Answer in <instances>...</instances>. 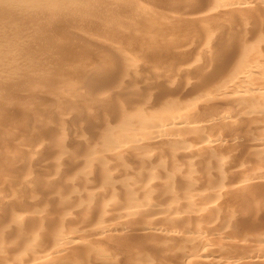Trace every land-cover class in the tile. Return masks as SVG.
<instances>
[{
  "label": "bare ground",
  "instance_id": "bare-ground-1",
  "mask_svg": "<svg viewBox=\"0 0 264 264\" xmlns=\"http://www.w3.org/2000/svg\"><path fill=\"white\" fill-rule=\"evenodd\" d=\"M145 1L0 0V264H264V0Z\"/></svg>",
  "mask_w": 264,
  "mask_h": 264
},
{
  "label": "rangeland",
  "instance_id": "rangeland-1",
  "mask_svg": "<svg viewBox=\"0 0 264 264\" xmlns=\"http://www.w3.org/2000/svg\"><path fill=\"white\" fill-rule=\"evenodd\" d=\"M117 1H122L121 4L116 5ZM127 0H109V6L106 8V11L103 13V16L107 18V22L105 24H99V25H92L90 27V31L92 33V36L97 40H108V41H117L119 44H122L127 48L128 51H132V44L135 42L140 43H149L151 45H169L175 43L180 37L183 36L182 33L178 31V28L167 22V18L169 13H174V11L171 9V7H167L166 5L161 7L157 6L156 13H153L154 20H160L161 24L159 27L155 28V32L150 35L147 34V31L151 30V23H147L146 20L138 14H133L129 11L130 8H128L125 4ZM141 2L146 3L145 0H138ZM151 6L150 3H146ZM130 23V27L129 24ZM121 26V28H118V26ZM133 26L137 27V31H133ZM195 34L194 38L198 36L195 32H186V34ZM157 56H161L166 54V52H155ZM179 56V54H177ZM188 56V55H187ZM187 58V57H186ZM185 56H183V59H186ZM93 63H97L96 58H91L90 60ZM159 61V60H158ZM181 99V97H179ZM143 112L145 113H153V110L149 108V106L145 105L142 106ZM158 115V113H157ZM110 126L113 131H118V127L120 126L119 120H114L110 122ZM114 185V189L119 194H125L120 187L119 184L112 183ZM107 186H101L96 188L94 191L100 192L107 190ZM184 193L182 190H178L179 197H182ZM181 195V196H180ZM143 197L139 195V193L134 194V203L142 202ZM170 198L161 197L160 195H155L153 197V201L157 203H168L170 205H173L172 203L168 202ZM129 205H131V202H129ZM174 206H181V205H174ZM114 221V220H112ZM109 223L108 221H100V222H87L84 221V223L81 225L82 229H87L90 227H96L101 224ZM74 224H71L73 226Z\"/></svg>",
  "mask_w": 264,
  "mask_h": 264
}]
</instances>
